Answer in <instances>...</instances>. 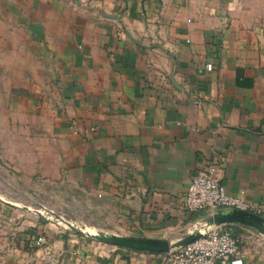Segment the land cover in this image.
<instances>
[{
  "label": "crops",
  "instance_id": "obj_1",
  "mask_svg": "<svg viewBox=\"0 0 264 264\" xmlns=\"http://www.w3.org/2000/svg\"><path fill=\"white\" fill-rule=\"evenodd\" d=\"M210 166L264 216V0H0V167L27 195L90 232L177 241L212 214L184 206ZM10 195L0 264H161ZM225 225L264 264V234Z\"/></svg>",
  "mask_w": 264,
  "mask_h": 264
},
{
  "label": "built area",
  "instance_id": "obj_2",
  "mask_svg": "<svg viewBox=\"0 0 264 264\" xmlns=\"http://www.w3.org/2000/svg\"><path fill=\"white\" fill-rule=\"evenodd\" d=\"M213 69V64H207ZM184 206L192 212L241 209L260 213L261 209L241 194L229 192L215 174L213 166L193 174L184 196ZM227 225H201L202 235L183 246L161 253V264H243L242 248L234 231ZM44 242L40 237L38 244Z\"/></svg>",
  "mask_w": 264,
  "mask_h": 264
},
{
  "label": "water",
  "instance_id": "obj_3",
  "mask_svg": "<svg viewBox=\"0 0 264 264\" xmlns=\"http://www.w3.org/2000/svg\"><path fill=\"white\" fill-rule=\"evenodd\" d=\"M38 214L45 217V214L37 210ZM55 213L53 210L47 211ZM58 219L62 220L66 227L74 232L86 235L91 238L113 244L116 246L153 253H165L173 248L183 246L191 241L199 238L202 235L201 225H222V224H244L264 234V216L248 210L241 209H220L205 219L197 221L194 228L185 236L177 241H172L168 237H149L135 234H118L103 229H96L95 232H90L83 224L72 222L62 215L55 213Z\"/></svg>",
  "mask_w": 264,
  "mask_h": 264
},
{
  "label": "rangeland",
  "instance_id": "obj_4",
  "mask_svg": "<svg viewBox=\"0 0 264 264\" xmlns=\"http://www.w3.org/2000/svg\"><path fill=\"white\" fill-rule=\"evenodd\" d=\"M22 187L23 185L17 183L14 176H12L8 170L0 167V190L3 192L4 190H8L9 195L10 193L12 194L9 197H12L19 202L24 201L29 203V205L32 206V212L38 214L37 210H41L48 219L53 221L56 220L63 226H66V224L62 220L58 219L55 213L62 215L64 218L70 217L71 219H80L79 221H81L79 216L82 214L68 210L65 206H63L61 200L57 196L49 195L33 189H31L30 194L27 195V190H24ZM48 209L53 210L55 213H48Z\"/></svg>",
  "mask_w": 264,
  "mask_h": 264
}]
</instances>
